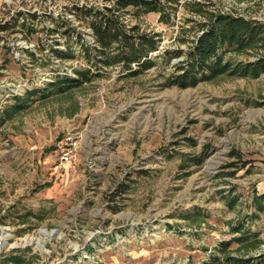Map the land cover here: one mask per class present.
<instances>
[{"label":"rangeland","instance_id":"1","mask_svg":"<svg viewBox=\"0 0 264 264\" xmlns=\"http://www.w3.org/2000/svg\"><path fill=\"white\" fill-rule=\"evenodd\" d=\"M179 2L203 11L179 6L172 26L154 13L127 20L158 34L160 52L190 47L208 13L264 23V0ZM109 4L0 0V118L16 98L26 105L0 120V264H203L253 213V193L264 192V75L180 89L164 86L172 69L159 65L136 77L108 69L63 93L50 88L80 65L50 52L63 43L57 24L89 41L71 9ZM258 55L264 49L231 54ZM62 146L74 156L52 173ZM118 185L128 191L119 195ZM250 228L258 240L233 244L230 255L264 254V212Z\"/></svg>","mask_w":264,"mask_h":264},{"label":"trees","instance_id":"2","mask_svg":"<svg viewBox=\"0 0 264 264\" xmlns=\"http://www.w3.org/2000/svg\"><path fill=\"white\" fill-rule=\"evenodd\" d=\"M106 1L110 4L102 7L74 6L71 9L76 20L89 30V41L75 28L63 23L57 24L64 39L63 43L56 42L50 52L60 61H80V65L73 69V76H58L49 85L57 93L103 77L108 69H117L124 77H136L159 65L170 66L172 71L165 79L164 86L180 89L193 88L224 75L250 79L264 75V55H258L252 61H239L231 56L232 53H242L252 48L264 49V23L259 20L229 13H208L205 21L195 23L198 34L190 41V47L160 52L159 35L142 30L139 24H130L127 17L137 21L154 13L159 15L160 23L172 26L179 6L189 12L200 13L203 11L202 4L196 2L181 5L179 0ZM190 22L186 21L187 24ZM188 31L183 29L184 33ZM154 53L157 55L153 56ZM174 60L177 62L172 64ZM37 93L32 91L27 96L31 98ZM25 108L24 102L16 98L1 117L10 118ZM232 155L241 161L239 153L233 152ZM188 161L199 166L203 158L194 157ZM247 164L242 162L243 167ZM117 190L121 195L128 188L118 185ZM234 201L229 199V206L232 207ZM251 204L253 213L231 228L236 235L228 241L220 242L214 254L203 264H264V254L253 257L228 253L233 244L247 246L258 240V233L251 230L250 224L258 218L259 213L264 212V192L253 193Z\"/></svg>","mask_w":264,"mask_h":264},{"label":"built area","instance_id":"3","mask_svg":"<svg viewBox=\"0 0 264 264\" xmlns=\"http://www.w3.org/2000/svg\"><path fill=\"white\" fill-rule=\"evenodd\" d=\"M60 149V153H59V156H58V164L54 165L52 167V170L53 172L52 173H55L57 172V170L59 169V167L64 163V162H68V161H71L72 160V157L74 156L73 155V152L74 150L71 149V148H64L63 146L59 148ZM51 173V174H52Z\"/></svg>","mask_w":264,"mask_h":264}]
</instances>
